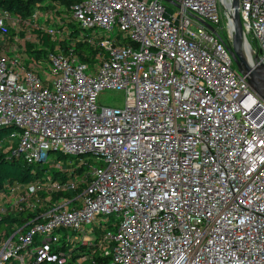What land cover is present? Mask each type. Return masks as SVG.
Here are the masks:
<instances>
[{
  "label": "built area",
  "instance_id": "obj_1",
  "mask_svg": "<svg viewBox=\"0 0 264 264\" xmlns=\"http://www.w3.org/2000/svg\"><path fill=\"white\" fill-rule=\"evenodd\" d=\"M65 10L0 6V129L11 131L0 150L30 166L78 160L3 187L0 264H264V101L230 55L232 0ZM239 13L250 60L264 64V0H240ZM64 19L90 60L43 47L69 36ZM106 90L125 107L99 105Z\"/></svg>",
  "mask_w": 264,
  "mask_h": 264
},
{
  "label": "trees",
  "instance_id": "obj_2",
  "mask_svg": "<svg viewBox=\"0 0 264 264\" xmlns=\"http://www.w3.org/2000/svg\"><path fill=\"white\" fill-rule=\"evenodd\" d=\"M41 1L42 0H0V6L25 18L35 11L36 5ZM59 1L60 4H64L65 7H67L65 13H70L71 5L77 3L79 0ZM64 22H66L68 28L71 30L69 36H63V38L52 40L51 37L46 35L42 39L43 47L51 52H54L53 50L57 47L60 50L66 51H68L70 47H74L76 54L79 55L82 60H90L96 50L86 43H77L74 46H70L79 35L80 29L74 22H69L66 19H64ZM10 133L11 131L9 129H0V141ZM34 168L35 166L27 165L21 156L12 155L11 152L0 150V191L8 183L27 184L33 181L37 177V175L33 174Z\"/></svg>",
  "mask_w": 264,
  "mask_h": 264
},
{
  "label": "water",
  "instance_id": "obj_3",
  "mask_svg": "<svg viewBox=\"0 0 264 264\" xmlns=\"http://www.w3.org/2000/svg\"><path fill=\"white\" fill-rule=\"evenodd\" d=\"M240 0H232L233 22H232V47L230 55L239 71L246 77L253 91L264 101V64L253 65L247 57L250 46L246 40L243 25L239 13ZM207 27L211 28L207 24Z\"/></svg>",
  "mask_w": 264,
  "mask_h": 264
},
{
  "label": "rangeland",
  "instance_id": "obj_4",
  "mask_svg": "<svg viewBox=\"0 0 264 264\" xmlns=\"http://www.w3.org/2000/svg\"><path fill=\"white\" fill-rule=\"evenodd\" d=\"M165 4L168 5V7L172 8L171 4L166 3V2H165ZM224 21H225V18H224ZM56 24H57L56 22H52V23L48 24L47 26H45V28H48L49 30H51L55 27ZM69 30H70V28H69ZM42 32L44 33V31H42ZM70 32H71V30H70ZM35 36L36 35L34 33V38H36ZM221 36L223 39H225L227 41L230 40L229 34L227 31L222 32ZM107 37L108 36H106V38ZM38 47L40 48V46H38ZM254 48H256L255 45H254ZM53 51L55 53H61V52L65 53V54L68 53V51L60 50L58 47L56 49H54ZM98 103H99V105H101L103 107L123 109L125 107V94L122 92H118V91L106 90L100 94ZM70 162L75 164V165L78 164V160H76L75 157L66 159V158L60 157L58 154L52 153L46 162L36 164L34 171L36 173H38L39 175H44V174H48V173L55 175V172H56L57 168H59V167H64L66 170L69 169L70 166L68 164ZM115 223H116V217L112 216L110 218L109 222L107 223V225H108V227H110L111 225H113ZM4 230H6L5 226H3V225L0 226V232H3Z\"/></svg>",
  "mask_w": 264,
  "mask_h": 264
},
{
  "label": "bare ground",
  "instance_id": "obj_5",
  "mask_svg": "<svg viewBox=\"0 0 264 264\" xmlns=\"http://www.w3.org/2000/svg\"><path fill=\"white\" fill-rule=\"evenodd\" d=\"M225 2L227 3L228 7L230 6V0H225ZM247 57L250 59V52L247 50L246 53Z\"/></svg>",
  "mask_w": 264,
  "mask_h": 264
}]
</instances>
